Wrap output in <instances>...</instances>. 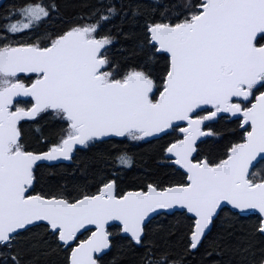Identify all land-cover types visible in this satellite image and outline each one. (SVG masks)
Returning <instances> with one entry per match:
<instances>
[{
    "label": "snow or ice",
    "instance_id": "snow-or-ice-1",
    "mask_svg": "<svg viewBox=\"0 0 264 264\" xmlns=\"http://www.w3.org/2000/svg\"><path fill=\"white\" fill-rule=\"evenodd\" d=\"M58 11L14 0L0 12V264L56 253L62 264H185L205 241L203 264H264V0H98L58 32L16 38ZM121 37L132 43L117 58ZM232 120L240 135L206 151L202 138L223 139L211 125ZM115 138L163 141L180 178L125 190L111 173L95 192L35 191L41 164ZM93 158L133 161L126 148Z\"/></svg>",
    "mask_w": 264,
    "mask_h": 264
},
{
    "label": "trees",
    "instance_id": "trees-1",
    "mask_svg": "<svg viewBox=\"0 0 264 264\" xmlns=\"http://www.w3.org/2000/svg\"><path fill=\"white\" fill-rule=\"evenodd\" d=\"M14 0H7L0 6V12H3ZM19 2V0H15ZM49 3L55 2L59 4V11L54 12L52 17L45 20L35 29L34 32H25L23 35L16 37L17 39H27L29 36L41 35L49 32H58L65 28L68 23L79 20L82 15H86L90 11V6L98 2V0H48ZM161 7L172 3L178 2V0H159ZM183 2V0H179ZM117 26H121V16L117 15L111 20L109 24L104 25V30L108 28L112 29L113 33H116ZM125 31L129 29V25L124 24ZM131 41L125 40L122 37L118 39L111 48V53L117 58L128 57V49L131 47ZM22 79L35 77L31 74L23 75ZM45 119H48L45 117ZM43 124V121H41ZM23 131L26 139L32 146L39 147L36 143L39 133L35 130V125L30 121L23 123ZM54 123L45 125V131L48 127H55ZM217 131L223 134V139L218 137L204 139L203 148L206 151L218 152L222 150V146L230 139H234L235 135H240V132L236 128L235 120L231 122L220 121L215 125H211ZM170 132L169 136H175L176 132ZM165 139H168L166 137ZM163 141L149 140L147 143H129L122 138H115L112 141L106 142L102 145H97L91 149H80L77 151L70 163H57V164H41L37 171L38 182L36 184L35 191H48L56 190L62 185H67L69 188L76 183H87L89 185V191L95 192L97 183L94 177H98L100 174L110 175L115 173V176L111 178L118 179V182L122 188L127 190L129 187H135L145 183L147 177H158L161 180L168 181L179 179V173L169 165L167 161L162 160L159 155V144ZM126 150L132 155L133 161L129 167H115L114 163L106 160H98L93 158V153L97 152H115L119 150ZM181 214L174 213L172 215H162L157 217L155 222L163 225H167L169 222L174 221ZM38 231V229H33ZM84 238V237H81ZM207 247V241L201 246L199 251L193 252L191 255L185 258V264H203L202 255ZM229 257H224L228 259ZM213 259H220V257L213 256ZM233 264H235L234 257L231 258ZM63 254L56 253L51 255H38L37 264H62ZM127 264V262H125Z\"/></svg>",
    "mask_w": 264,
    "mask_h": 264
},
{
    "label": "water",
    "instance_id": "water-1",
    "mask_svg": "<svg viewBox=\"0 0 264 264\" xmlns=\"http://www.w3.org/2000/svg\"><path fill=\"white\" fill-rule=\"evenodd\" d=\"M6 1H7V0H0V6H1L2 4H4ZM180 126H183V125H180ZM202 139H205V138H202ZM149 140H151V139H149ZM81 148H83V147L80 146V149H81ZM62 162H64V163H69V162H71V161H67V160H65V161H62ZM57 163H61V162H45V163H43V164H57Z\"/></svg>",
    "mask_w": 264,
    "mask_h": 264
}]
</instances>
